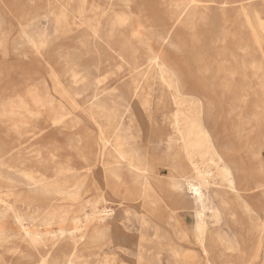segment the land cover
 Here are the masks:
<instances>
[{
    "label": "rangeland",
    "instance_id": "obj_1",
    "mask_svg": "<svg viewBox=\"0 0 264 264\" xmlns=\"http://www.w3.org/2000/svg\"><path fill=\"white\" fill-rule=\"evenodd\" d=\"M152 55L158 64L141 77L137 62ZM135 86L149 93L144 113ZM178 98L184 145L173 132ZM102 101L126 125L136 114L147 127L149 118L150 131L136 130L133 148L117 147L111 133L104 147ZM204 120L237 166L229 178L206 161L219 211L208 212L205 251L196 232L182 234L194 233L192 204L166 213L153 190L158 179L170 195L183 192L178 151L215 153L199 136ZM0 152V264L46 254L48 264H181L177 253L194 264H264V0H0ZM148 156L159 173L145 180L136 175ZM112 172L136 196L118 205L107 194ZM103 196L114 215L51 245L48 232L72 229Z\"/></svg>",
    "mask_w": 264,
    "mask_h": 264
},
{
    "label": "bare ground",
    "instance_id": "obj_2",
    "mask_svg": "<svg viewBox=\"0 0 264 264\" xmlns=\"http://www.w3.org/2000/svg\"><path fill=\"white\" fill-rule=\"evenodd\" d=\"M256 16H259V13H257ZM58 17H60V16H58ZM37 41H39V40H37ZM33 45H35V44H33ZM158 60H159V56L158 55H152L151 57L147 58V60H145L144 62H142V61L137 62L140 65H144L145 64L143 69L140 71L141 77L144 76V74L148 71L149 68L153 67L154 65H157L158 64ZM170 70H171V73H172V75L174 77L175 82H182L183 75L174 67H170ZM134 90L139 92L140 88L137 89V87L135 86ZM125 92L127 94H129L130 90L126 87ZM140 92L138 94L140 95V97L142 99V103H143L142 104V111H143V109L148 106L149 93H144V95H142V93H140ZM196 99H197V101H199L200 107H201V111L203 113L204 112V99L205 98H204V96L197 95ZM97 101L99 102V100H97ZM167 101L168 100L166 98H164V99H161L160 103L164 107H167ZM39 103H40V101H39ZM181 103H182V100L179 99V98L174 100V104L176 105V110L172 113V118H173V125H174V131L173 132H175L176 137L179 138L181 140L182 144L184 145L185 136H184V133L182 131V128H184V130L187 131V126L181 127V124H180V120L181 119H180L179 105ZM189 106H192V104L189 105ZM97 108L100 110L101 114L100 115H96L95 121L98 124V128H99L100 133L102 135V138H103L102 140H103V146L104 147L107 145V142H108L107 138H108V136H110L111 133H114V135H115V145L117 147H121L122 145L126 144L128 147L133 148L135 145H137V143L139 141L138 140V135L136 134V130H139V131L149 130L150 131V125H151L150 122L151 121L149 120V118L147 119V116H146V119H147L146 120L147 121L146 126L147 127L144 126V127L141 128L140 123L137 121L138 119H137V115L136 114H135L134 118L130 121L129 125H126V123L124 124L122 122V120H121V114L118 113V112L113 111L112 108L107 106L103 101L99 105H97ZM18 111H20V110H18ZM143 113H144V111H143ZM59 114H61V113H59ZM183 114H185V113H183ZM202 115L204 116V113ZM187 118H188V116L185 119H187ZM60 119H61L60 116L57 119H54L53 120L54 124L56 122L60 121ZM64 119H65V117H64ZM43 122H45V121H43ZM189 122L192 125H197L194 120H189ZM204 123L205 124H204L203 130H201L200 134L199 133L198 134H199L200 137L206 139V141L209 142V144L214 148L215 153L212 154V153H209L207 151L206 154H209L208 155L209 157L205 158L204 156H202L204 159L203 158L202 159H199V158H195L194 159V158H192L193 156H191L190 154H188L186 156V158H184L183 156H180L179 151H178L177 152V160H178V171H177V173H178L179 177H181V180H182L181 186L183 188V192L179 193V192H176L174 190L173 194L170 195L171 191L169 189H167V187L164 186L158 179L157 180L155 179V185L153 186V190L156 193V196L158 197L160 202L163 204V209H164V211L166 213L175 212V210L179 209L180 207L184 208V207H187L188 205L192 204V207L195 208L194 209V216H195L194 233L189 234L187 231H183L182 234L188 240H192L194 238V235H195V232H196L197 233L196 234V239H197V241L199 242V244L202 246V248L205 251V245H204V237H205V235L204 234H205V231H206V219H207L208 212H211L212 216L214 218H216L218 216L217 212L219 211V208H217V204L212 201V199L210 198V196L208 194V191H207L208 169H207V166H206V161H208V163L210 165H214L216 167H219L222 170V172L226 176H228L229 178H231L233 174L236 175L237 166L234 163H231V162H229L227 160L225 154L222 153V151L218 148V145L216 144V140H215V137H214L213 130L208 126V124H207V122L205 120H204ZM133 124L135 126L134 129H133ZM58 125H60V124H58ZM164 136L167 137V135H164ZM31 148H32V146H31ZM18 151H19V149H18ZM38 151H39V149H38ZM100 155H101V153H100ZM3 156H4V153L0 152V159L3 158ZM147 159L148 160H147V163H146V167L143 168V169H138V173H141V175L140 174L136 175L138 177L139 176L144 177L145 180H149V177H154V175H157L159 173V171L157 169V166L155 165V163H156L155 162V158L151 157V156H148ZM5 165H7V164H5ZM18 168H20V167H18ZM134 169H136V168H134ZM209 172H210V170H209ZM30 179H28V180L33 181L34 183H37V185H38V180H36L35 178H30ZM119 179H121L120 175L117 172H112V174L108 177V182H107L108 183V185H107L108 193L107 194H109L112 197H114L118 205L124 203L126 200H128L130 198V196H133L135 194V193L134 194L131 193V185H129L127 183V187L125 186L126 187L125 188L124 187L125 182L123 181V183H119ZM41 184H42V182H41ZM234 189H235L234 191H236V188H234ZM134 196H136V194ZM105 200H106L105 196H103L102 197V202H103L102 206L95 205L96 202H94V201L89 203V204H87L90 207L92 206V208L88 209V210H85V211H82L80 213V215H78L77 217H74L72 219V223L74 225L72 229H69L68 227L66 228V227H62L61 226L56 231L48 232V234H49L48 240L51 242V245L56 244L57 240L59 238L63 237V236H68L70 238L71 237H76L78 233H80L82 231H86L89 228L90 224H92V223H94L96 221H102L107 216L112 215L113 214V209L107 208V206L104 204ZM243 205H244L245 208H250V205L244 200H243ZM165 212H164V214H165ZM51 216H53V215H51ZM219 220H221V219L219 218ZM61 221H64V220L60 219V222ZM25 231H26L25 233L27 235L33 234L34 235L33 236L34 240L40 239L42 237V234L40 232H32V231H29L27 229H25ZM200 245H198V246L200 247ZM46 246H47V244H46ZM179 251H181V250H179ZM48 257H49L48 254L44 255L40 260H38V262L36 264H48ZM177 257L180 260L181 264H194L195 263V258H193L189 254L181 255V254L177 253ZM69 263H70V257H68V259L63 264H69Z\"/></svg>",
    "mask_w": 264,
    "mask_h": 264
}]
</instances>
